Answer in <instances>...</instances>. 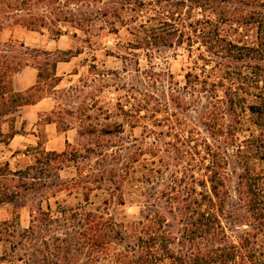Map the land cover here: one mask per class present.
<instances>
[{
    "label": "trees",
    "instance_id": "1",
    "mask_svg": "<svg viewBox=\"0 0 264 264\" xmlns=\"http://www.w3.org/2000/svg\"><path fill=\"white\" fill-rule=\"evenodd\" d=\"M96 1L107 2L98 6L101 14L113 11L122 24L138 29L140 47L185 46L196 54L186 84L216 99L202 115L209 136L194 140L189 130L180 143H167L177 161H189L199 177L174 172L169 186L151 195L140 217L126 223L114 208L124 204L119 168L83 170L93 156L107 161L113 153L91 146L82 153L70 143L62 151L29 145L13 153L29 157L25 167L0 162V205L57 187L59 171L71 165L79 176L65 188L79 186L86 203L57 210L39 205L23 230L16 221H0V240L9 241L12 255L26 264H264V0H66ZM40 3H57L55 17L41 12ZM67 7L62 0H0V143L10 144L19 132L18 113L43 97L38 93L47 90L52 96L57 91L62 80L58 63L75 55L72 50L54 52L14 38L3 40V31L16 25L46 27L54 36L65 34L67 25L87 30L92 15ZM27 66L38 70L37 82L18 91L13 76ZM245 119L253 128L240 139L237 133ZM49 121L60 124L58 119ZM151 144L156 153L159 146ZM231 167L239 169L232 201ZM95 190L103 192L99 204L91 198ZM242 224L247 227L234 238L229 228L237 230Z\"/></svg>",
    "mask_w": 264,
    "mask_h": 264
},
{
    "label": "rangeland",
    "instance_id": "2",
    "mask_svg": "<svg viewBox=\"0 0 264 264\" xmlns=\"http://www.w3.org/2000/svg\"><path fill=\"white\" fill-rule=\"evenodd\" d=\"M62 2L68 3L70 9L92 15L87 30L67 25L65 34L54 36L46 27L30 30L16 25L3 31V40L14 38L31 47L54 52L72 50L75 55L58 63L57 76L62 80L55 88L57 91L51 93L52 96L47 90L38 93L45 98L46 104L27 106L18 113L16 126L20 133L10 145L0 144V162L9 160L13 168L25 167L31 162L29 157L23 153L13 156V153L38 143L58 151L66 149L70 143L72 149L82 153L89 146L103 148L113 155L107 161L93 156L86 161L83 170L89 172L105 166L119 168L123 174L120 185L124 204L114 208L119 218L129 223L140 217L154 192L169 186L174 172L180 176L194 172L199 177L198 169L190 167L189 161H177L167 142L180 143L188 137L189 130H193L194 140L201 135L209 136L202 115L216 99L210 92L187 86L186 73L196 54L191 55L185 46H155L148 50L137 44L138 29H134V25L122 24L113 11L108 15L97 11L98 6H105L107 2ZM56 4L40 3L38 9L54 18ZM138 19L136 17L134 22ZM37 74L38 70L32 66L15 73L14 88L36 83ZM218 95L223 98V90H218ZM50 119H58L59 126ZM229 119L227 116L226 126ZM81 124L88 126L91 133L83 130ZM249 128L252 129L253 125L245 119L237 136L243 139L249 134ZM152 142L159 146L156 153L151 151ZM233 148L230 146V151ZM229 171L232 201L239 169L232 171L231 167ZM78 176L76 165L61 169L56 179L61 190L53 186L44 192L0 205V221H16L18 229L23 230L30 224L32 209L39 205L46 209L50 204L53 210H57L59 206L85 204L83 189L75 184L65 188ZM99 192L95 190L91 194L95 204L102 201L103 192L98 195ZM246 227L238 225V229L232 231L231 226L229 233L236 238ZM10 247L9 241L0 240V264H26L25 260L12 255Z\"/></svg>",
    "mask_w": 264,
    "mask_h": 264
},
{
    "label": "crops",
    "instance_id": "3",
    "mask_svg": "<svg viewBox=\"0 0 264 264\" xmlns=\"http://www.w3.org/2000/svg\"><path fill=\"white\" fill-rule=\"evenodd\" d=\"M14 84V83H13ZM34 84H36V83H31V84H24L23 86H21L19 89H17V88H15L16 90H18V91H21V90H26V89H28L29 87H31L32 85H34ZM45 98L44 97H42L40 100H38L36 103H34V104H29V105H25L23 108H25V107H32V106H36V105H40L41 103H43L45 100H44ZM45 104H46V102H44ZM22 108V109H23ZM22 109L20 110V111H22ZM18 116V115H17ZM16 121H17V117H16ZM15 126H16V122H15ZM16 128H17V126H16ZM18 129V128H17ZM19 130V129H18ZM20 132H18L15 136H17L18 134H19ZM15 138V137H14ZM13 138V139H14ZM12 139V140H13ZM11 143V142H10ZM0 144H3V143H0ZM10 145V144H9ZM46 149H48V148H46ZM48 150H52V149H48ZM56 150V149H55Z\"/></svg>",
    "mask_w": 264,
    "mask_h": 264
}]
</instances>
